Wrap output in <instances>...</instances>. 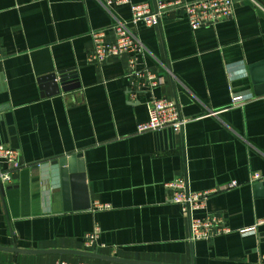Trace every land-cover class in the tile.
I'll return each instance as SVG.
<instances>
[{"label": "crops", "instance_id": "crops-1", "mask_svg": "<svg viewBox=\"0 0 264 264\" xmlns=\"http://www.w3.org/2000/svg\"><path fill=\"white\" fill-rule=\"evenodd\" d=\"M104 1L0 0V146L18 151L26 166L0 191V247L68 252L0 249V264H125L75 252L154 264H263L264 226L239 231L264 218V181L252 182L264 176V0H235L233 18L196 31L182 13L130 26L149 51L143 65L163 80L153 97L173 100L192 119L182 133L143 134L137 126L149 118L152 95L143 90L130 101L128 57L90 61V33L106 30L113 42V24L131 18L129 6ZM234 94L247 101L233 106ZM78 155L88 210L74 209L87 202L72 178L78 172L64 193L57 164ZM177 178L192 192L218 190L197 216H218L232 233L191 241L190 222L166 188ZM233 181L239 186L228 190ZM96 226L101 247L88 250L84 237Z\"/></svg>", "mask_w": 264, "mask_h": 264}, {"label": "built area", "instance_id": "built-area-1", "mask_svg": "<svg viewBox=\"0 0 264 264\" xmlns=\"http://www.w3.org/2000/svg\"><path fill=\"white\" fill-rule=\"evenodd\" d=\"M255 3L254 0H251ZM106 7L113 5H127L131 10L130 22L117 20L111 27L114 41H108L107 31H92L90 33L93 52L90 61L96 65H103L112 58L127 56L129 81V99L137 100L143 90H148L152 95L147 103L149 118L146 122L137 126V133L160 131L171 128L176 133H182L186 125L192 121L181 115L177 104L173 100L159 99L153 97V92L161 86L163 80L160 75L153 72L142 61L147 57L149 51L143 42L132 31L130 26L135 27L144 24L147 27L160 25V22L168 16L182 13L187 17L191 28L196 31L202 27L215 26L221 22L230 20L235 13V0H196L187 2L183 0H155L154 3L134 4L132 0H105ZM129 25V26H128ZM1 60V55H0ZM247 98L242 95L232 96V105L244 104ZM26 166L21 162L20 153L14 149L0 146V191L13 184L14 177ZM264 181V176L255 173L252 177L253 183ZM239 186L233 181L228 190ZM166 188L172 191L171 201L182 208L184 215L190 222L191 241H210L221 235H228L232 230L225 227L223 220L218 216L207 215L198 217L197 213L206 210L210 197L218 190L205 192H192L189 190L187 181L177 178L166 184ZM101 209V205H97ZM264 226V218L257 220L256 224L248 229H242L240 234L249 236L256 233L258 227ZM101 229L96 226L95 231L84 237V246L88 250L101 247L99 244ZM100 245V246H99ZM262 261L264 262V256ZM55 264H103L91 261H79L76 263L66 260H57ZM264 264V263H263Z\"/></svg>", "mask_w": 264, "mask_h": 264}, {"label": "water", "instance_id": "water-1", "mask_svg": "<svg viewBox=\"0 0 264 264\" xmlns=\"http://www.w3.org/2000/svg\"><path fill=\"white\" fill-rule=\"evenodd\" d=\"M49 80L52 81H57V77L55 75L48 77ZM61 84V87H65V83L67 81V78L65 76V73H61L60 79L58 80ZM56 87V86H55ZM67 89H64L66 91ZM59 167H61V172H62V177H63V192L68 193V180L70 178L69 174L72 173H77L76 176H72L74 179H78V185H81L82 187V192L85 193L84 199L87 200L88 198V192L87 188L85 186V175H84V165L83 161L81 160V155L74 156L72 158H63L59 160L57 163ZM91 206L90 201L87 200L86 203L81 204V205H75L74 209L75 210H88V208ZM1 250L8 251V252H13V253H18V254H29V255H36V254H64L68 253L65 251H30V250H22L18 249L17 247H12V248H3L0 247ZM78 255L85 256L88 258L92 259H98V260H104V261H114V262H121L125 264H154V263H145V262H136V261H124L120 259H111L109 257H104L99 254L95 253H88V252H75Z\"/></svg>", "mask_w": 264, "mask_h": 264}]
</instances>
